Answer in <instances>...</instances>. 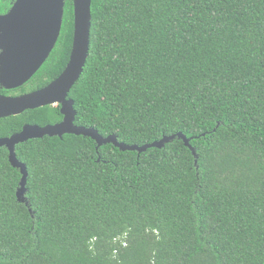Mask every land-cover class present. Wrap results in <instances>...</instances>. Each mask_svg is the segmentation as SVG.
Listing matches in <instances>:
<instances>
[{"label": "trees", "instance_id": "16d2710c", "mask_svg": "<svg viewBox=\"0 0 264 264\" xmlns=\"http://www.w3.org/2000/svg\"><path fill=\"white\" fill-rule=\"evenodd\" d=\"M61 36L37 75L67 67ZM2 8V7H0ZM89 56L69 99L75 124L163 149H97L83 136L0 150V264H264V0H92ZM63 119L59 106L0 119V139Z\"/></svg>", "mask_w": 264, "mask_h": 264}, {"label": "water", "instance_id": "95a60500", "mask_svg": "<svg viewBox=\"0 0 264 264\" xmlns=\"http://www.w3.org/2000/svg\"><path fill=\"white\" fill-rule=\"evenodd\" d=\"M66 0H16L6 15H0V87L7 91L19 89L32 80L51 56L61 36ZM74 36L70 60L64 72L45 88L10 97L0 94V119L20 116L26 111L48 106L61 107L63 121L55 125L40 127L26 125L21 132L11 137L0 139V150L9 152V162L22 175L17 192L18 202L30 206L26 198L28 169L16 154V147L30 140L45 137L63 139L66 135L83 136L97 143V149L112 144L122 152H138L139 155L149 149H163L176 139L185 145L197 157L195 149L182 133L164 137L161 141L145 146H130L120 143L117 136L104 138L93 128L80 127L75 124L76 111L74 101L69 94L83 74L86 66L92 27V0H73ZM61 12L63 13L59 24ZM49 14L53 28L58 31L54 36L43 26L45 16ZM88 25H87V18Z\"/></svg>", "mask_w": 264, "mask_h": 264}, {"label": "flooded vegetation", "instance_id": "af4514ba", "mask_svg": "<svg viewBox=\"0 0 264 264\" xmlns=\"http://www.w3.org/2000/svg\"><path fill=\"white\" fill-rule=\"evenodd\" d=\"M15 2H16V0H0V7H2V8H0V15H6L10 10H11V8H12V6L15 4ZM65 16V15H64ZM56 46H57V44H56ZM56 46H55V48H56ZM55 48H54V50H55ZM53 50V51H54ZM0 54H1V50H0ZM50 58V57H49ZM48 61V60H47ZM46 61V62H47ZM45 65V64H44ZM43 65V66H44ZM43 68V67H42ZM41 68V69H42ZM40 69V70H41ZM37 75V74H36ZM35 75V76H36ZM34 76V77H35ZM33 77V78H34ZM32 78V79H33ZM29 83V82H28ZM0 89L1 90H5V89H2L1 87H0ZM7 91V90H6ZM1 94V93H0ZM29 94V93H28ZM3 95V94H2ZM5 96H8V95H5ZM10 97H12V96H10ZM57 106H59V105H57ZM54 107H56V106H54ZM60 107V106H59ZM61 108V107H60ZM63 117V116H62ZM62 121H63V119H62ZM61 121V122H62ZM60 123V122H59Z\"/></svg>", "mask_w": 264, "mask_h": 264}, {"label": "snow or ice", "instance_id": "6c2138e0", "mask_svg": "<svg viewBox=\"0 0 264 264\" xmlns=\"http://www.w3.org/2000/svg\"><path fill=\"white\" fill-rule=\"evenodd\" d=\"M62 15H63V13L61 12V16H60L59 24H60V22H61ZM88 19H89V17L87 18V25H88ZM43 26H44V28H45L47 31L51 32L52 35H54V36H55V35L58 33V31H59V29H58V31H57V30H55V29L53 28L52 21H51V18H50V15H49V14H47V15L45 16V18H44V20H43Z\"/></svg>", "mask_w": 264, "mask_h": 264}]
</instances>
